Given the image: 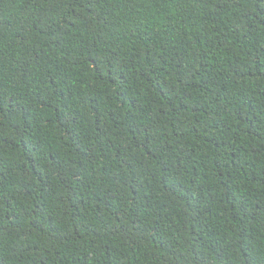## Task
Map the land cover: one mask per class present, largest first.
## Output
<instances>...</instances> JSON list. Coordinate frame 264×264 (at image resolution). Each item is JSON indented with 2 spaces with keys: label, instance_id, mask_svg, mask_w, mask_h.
Segmentation results:
<instances>
[{
  "label": "trees",
  "instance_id": "1",
  "mask_svg": "<svg viewBox=\"0 0 264 264\" xmlns=\"http://www.w3.org/2000/svg\"><path fill=\"white\" fill-rule=\"evenodd\" d=\"M0 264H264V0H0Z\"/></svg>",
  "mask_w": 264,
  "mask_h": 264
}]
</instances>
